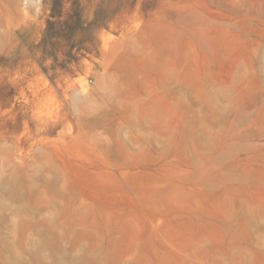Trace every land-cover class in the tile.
<instances>
[{
	"label": "rangeland",
	"instance_id": "374dc122",
	"mask_svg": "<svg viewBox=\"0 0 264 264\" xmlns=\"http://www.w3.org/2000/svg\"><path fill=\"white\" fill-rule=\"evenodd\" d=\"M0 264H264V0H0Z\"/></svg>",
	"mask_w": 264,
	"mask_h": 264
},
{
	"label": "trees",
	"instance_id": "16d2710c",
	"mask_svg": "<svg viewBox=\"0 0 264 264\" xmlns=\"http://www.w3.org/2000/svg\"><path fill=\"white\" fill-rule=\"evenodd\" d=\"M55 1H59V0H55Z\"/></svg>",
	"mask_w": 264,
	"mask_h": 264
}]
</instances>
